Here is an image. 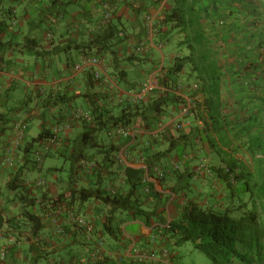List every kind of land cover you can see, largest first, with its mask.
I'll return each instance as SVG.
<instances>
[{
	"label": "crops",
	"instance_id": "crops-1",
	"mask_svg": "<svg viewBox=\"0 0 264 264\" xmlns=\"http://www.w3.org/2000/svg\"><path fill=\"white\" fill-rule=\"evenodd\" d=\"M154 3L155 0H0V25L3 29L0 32L1 217L7 219L20 213V204L7 186L13 175L20 174V179L25 182L44 180L42 187H31V194L29 193L36 198L37 203L42 201L41 208L35 210L37 216L42 219V229L32 244L30 241L23 242V237L28 235L26 225H20V238L19 232L16 236L6 225L0 227V244L6 246L9 251L3 264H33L31 258L35 257H40L36 264H78L80 260L89 258L100 241L105 254L101 264H159L148 258L143 260L137 256L127 258L124 255L125 251L132 247H135L138 253L160 255L161 249L166 246L165 240L159 234L158 229L162 227L159 223L153 221L147 226L134 218L131 212L117 210L114 213L113 225L117 230V238H112L107 236L102 228L111 207L95 199L79 201L71 193L79 188H101L108 194L113 191L126 194L129 186L123 179L124 169H143L142 152L152 147L166 150L171 141L180 134L170 136V140L165 139L167 136L164 140H157L152 137V132L144 131L142 123L137 121L132 125L135 133L132 129L128 137L124 135L112 141L105 133L97 134L99 149L84 147L83 153L89 159L83 160L82 167L74 173L70 167L66 180L60 175L64 173L65 168L52 164L44 168L47 159L62 154L70 155L78 150H74V141L91 121L73 119L72 113L80 109L91 114L94 109L91 108L89 97H93L95 107L116 114L120 110L118 102L121 99L127 100V94L138 91L146 79L147 72L158 63L157 51L160 52L163 63L168 65L171 46L175 43L177 47L181 36L176 34L170 42L161 41V49L151 44L152 39L146 37L148 30L144 17L157 16L159 8ZM128 4L139 8L137 16ZM106 7L110 12V23L122 30L124 35L121 37L125 38L112 48L113 53L110 56L97 51L91 45L93 35L97 32V23L102 19ZM205 24L209 25L206 21ZM211 26L216 30V24ZM215 32L216 41L222 36L218 31ZM140 43H145L142 52L136 50ZM177 51L180 52L179 49ZM251 54L249 59L253 58V53ZM227 56L229 57L226 61L218 62L222 73L218 88L221 116L234 124L235 130L231 133H238L234 159L252 173L253 184L257 190L262 189L264 193V70L240 69L233 62L236 61V56ZM90 57H98L102 61L100 79L94 78L93 67L88 62ZM117 70L125 71L124 83L118 82L115 76ZM135 73L138 78L133 76ZM195 97L198 102L203 100L201 94ZM165 112L161 120L168 126L170 135L175 119H168L167 115L177 112L178 116V108L170 106ZM189 120L190 128L184 133L190 131L196 136V130L201 129L202 125L194 119ZM24 121L27 128L23 142L8 154L7 149L10 148L13 138V125ZM67 122L68 128H65ZM30 124H35V130L34 134L28 137ZM40 132L52 134L55 142L50 145L47 158H41V165L38 167L33 163L34 157L37 152L44 151L51 139L34 142ZM109 144L119 150L126 147L133 164L129 166L120 162L116 158L117 152L113 150L110 157L113 164L107 162V165L111 164L110 167H101V157L97 150L105 149ZM196 144L195 149H187L181 159L172 151L167 153L164 164L153 168L154 172L158 175L162 170H165L163 174L170 173V166L171 170L183 172L188 165L189 171L193 173L200 161L206 160L208 166L218 163L213 155L203 151L197 140ZM188 154L195 159L189 156L191 158L187 160L185 157ZM7 155L13 160L12 168L3 164ZM188 161H191L190 164H187ZM81 164L82 162L79 166ZM218 166L224 167L222 164ZM90 169H97L99 178L96 177V172L92 176ZM31 172L37 176L30 179L23 177ZM145 176L148 178L147 172ZM201 178L204 177L198 179ZM208 179L212 181L209 183L211 185L208 187L207 199L198 204L219 211L245 204L230 215L243 224L236 248L247 256V264H264V198L256 202L257 221L254 227L246 220L252 202L243 195L232 197L230 190L217 178L212 176ZM149 180L157 191L169 196L163 212L166 222L177 219L180 209L189 199L183 198L182 193L174 195L169 190H163L162 185L165 182L150 178ZM199 181L195 184L196 187H193L194 183L191 184L190 198H198L203 193L205 184ZM231 188H235L233 183ZM146 192L147 190H141L143 207L152 209L156 200L150 199ZM60 195L63 197H60V201L55 205H45L49 201H43L44 198L55 200ZM68 211H73L76 216L91 223L93 232L73 223ZM52 217L57 218L64 235L60 236L55 232L50 223ZM177 257L175 250L171 253L172 264Z\"/></svg>",
	"mask_w": 264,
	"mask_h": 264
},
{
	"label": "trees",
	"instance_id": "trees-1",
	"mask_svg": "<svg viewBox=\"0 0 264 264\" xmlns=\"http://www.w3.org/2000/svg\"><path fill=\"white\" fill-rule=\"evenodd\" d=\"M161 1L155 0L154 5L156 4L157 7ZM202 4L203 1L201 0H166L164 9L157 16L155 24L157 40L170 42L171 38L178 34L181 36V41L178 42L176 48L180 52L183 51L182 54L176 55L172 63L163 70L162 77L159 80L161 90L153 92L150 97L139 104L121 99L117 105L120 107L117 114L112 113L110 110L103 111V109H99L100 107H95V103L92 101L93 97H89L92 102L91 108L94 111L91 113V122L87 124L80 137L74 141V150L76 148L78 150L73 151L70 155L62 154L59 156L70 161L71 172L74 173L75 170L82 167L83 162L86 161L85 159H89L83 153L84 147L99 149L97 134H107L111 129L118 126L131 127L137 121L142 123L141 127L144 131L153 132L161 122V117L166 108L170 106L179 108L184 104L182 98L175 93L178 86L181 83H184L187 88L190 85H196V91H187L190 97L199 94L203 96L201 102H193L194 109L191 111L192 118L202 125L201 129L196 130V136L190 131L188 133L180 131V135L171 141L168 149L160 150L158 147H152L142 152L141 157L147 171L144 169H124L123 179L129 186L126 194H108L101 188H79L73 190L71 195L76 196L82 202L95 199L111 207L102 228L104 233L112 238H117V230L113 226L114 213L117 210H126L147 226H150L153 221L159 223L162 226L158 229L159 234L165 240L164 245L170 254L184 243H191L193 248L204 254L212 264H247V256L240 253L236 248L237 242L240 240V232L243 230V224L239 220L236 221L233 217H230L234 210H240L245 204L238 205L234 209L227 208L223 211L199 205L194 198H190L192 194L190 188L192 172L189 171L190 167L188 165L183 172L173 171L163 174L165 170H162L161 177L157 176V173L153 170V168L164 164L165 155L171 151L180 156V159L187 149L193 151L197 146V140L202 149L213 155L218 162L210 166L213 177L226 185L232 197L243 195L252 202L246 220L255 227L257 221L256 202L264 198V193L262 189H256V185L252 182V173L233 157L237 149L235 141L238 140V133H231L235 130L234 124L221 116L218 88L222 73L215 44L217 33L215 28L211 26L215 24L214 21H209L202 15ZM128 6L136 16L139 14V8L129 4ZM205 21L209 25L205 24ZM2 30L0 25V32ZM123 35V31L113 26L109 21L103 29L97 30L93 35L91 45L97 51L110 56L113 53L112 48L125 39L121 37ZM115 76L119 83H124L126 80L124 70H117ZM47 138L52 139L53 135L40 132L34 142ZM113 150L118 152L119 149L113 145H107L105 149L97 150L101 157V167L108 168L113 164L110 160ZM48 151L49 148L40 152L43 154V158H47ZM41 160L37 161L35 156L33 163L40 167ZM81 162L82 164L79 166ZM107 162L111 163L110 166L107 165ZM190 162L188 161L187 164H190ZM218 164H222L224 169L220 168ZM92 169L90 170L93 176L95 172L97 173V169ZM20 171L21 168L19 173ZM146 172L149 178H155L161 183H166V180L172 181L171 185L163 183V190H169L174 195H181L182 193L183 198H190L187 204L180 209L177 219H172L169 222L164 219L163 212L169 196L157 191L154 184L147 181L145 178L147 177L145 176ZM98 174L99 171L96 175L99 178ZM230 181L235 185V188H231L232 183ZM25 183L23 179H20V174H15L7 184L20 204V213L7 219H3L0 214V227L6 225L17 236L20 225H26L28 235L23 238L26 242L30 241L32 243L43 226L41 217L35 213L36 209L41 208L42 201L40 203L36 202V198L30 195L31 190ZM141 190H147L146 195L150 199L156 200V204L152 209L143 207ZM60 197L63 196L60 195L55 200L44 198L43 201H49L48 204H45L46 206L55 205L60 201ZM39 258H31L32 263L36 264ZM103 260L96 264H101Z\"/></svg>",
	"mask_w": 264,
	"mask_h": 264
},
{
	"label": "rangeland",
	"instance_id": "rangeland-1",
	"mask_svg": "<svg viewBox=\"0 0 264 264\" xmlns=\"http://www.w3.org/2000/svg\"><path fill=\"white\" fill-rule=\"evenodd\" d=\"M163 1V0H162ZM203 1V9H201L202 15L205 19H209V16L212 17V20L216 24V31L222 36L218 40H216L217 52L219 54L218 59L220 61H224L228 59L230 54H234L236 56L235 65L240 69L244 70H254L263 71L264 70V0H201ZM156 5V4H155ZM161 13V12H160ZM157 20V19H156ZM175 36V35H174ZM146 37L150 38L146 33ZM151 44L156 46V48L161 49L162 45L161 41H158L155 36H152ZM161 42V43H160ZM218 43V44H217ZM165 45V44H163ZM158 63L155 64L146 74V79L154 73L157 72L161 67L166 69L169 64L172 63L173 59L178 55L177 48L175 44L171 46L168 65L163 63L161 59L160 52H158ZM253 53V58L249 59V55ZM237 54V55H236ZM252 55V54H251ZM258 59V61H256ZM226 61V60H225ZM227 64H225L226 66ZM163 69V70H164ZM162 70V72H163ZM137 73V70H136ZM133 76L137 77V74ZM135 78V79H136ZM145 79V80H146ZM179 111V110H178ZM166 113V112H165ZM117 114V113H116ZM168 119H175V122H179V118L177 119V112L168 114ZM184 123V127L181 130H177L174 126L169 135V130L166 132L164 138L166 140H170V136H178L181 132H186L187 129L190 128V120L185 118L182 119ZM35 130V124H30L27 130L28 137L32 136ZM163 138V140H164ZM155 139V138H154ZM113 141V140H112ZM110 145V144H109ZM205 153L207 151L204 149ZM204 153V154H205ZM191 154H188L185 158L190 160L189 157ZM206 156V154H205ZM195 159L194 157H192ZM140 159V158H138ZM111 160V159H110ZM112 161V160H111ZM208 166L205 161H200ZM55 165L58 168H65L64 173L60 174L62 179L66 180L68 176V171L71 167V163L69 160H66L62 156L57 155L56 157L49 158L46 160L44 164V168L48 165ZM170 166V170H171ZM210 168V166H208ZM179 170H175L178 172ZM176 175V174H174ZM37 176L36 173H26L24 174V178H35ZM209 178V177H208ZM206 177L197 179L195 181H190V186L196 187L195 184L199 181L201 184H205V189L202 194L198 198H194L197 203H202V201L207 199L206 194L208 193L209 183H211L210 179ZM150 179H155L151 178ZM192 182V183H191ZM166 183L172 184V181L166 180ZM165 183V185H167ZM192 184V185H191ZM193 196V195H192ZM189 197V196H187ZM190 198H187V200ZM23 242H26L25 239ZM178 257L174 260V264H212L210 260L202 253L196 251L191 243H184L182 246L176 249Z\"/></svg>",
	"mask_w": 264,
	"mask_h": 264
},
{
	"label": "built area",
	"instance_id": "built-area-1",
	"mask_svg": "<svg viewBox=\"0 0 264 264\" xmlns=\"http://www.w3.org/2000/svg\"><path fill=\"white\" fill-rule=\"evenodd\" d=\"M163 5H164V3L162 5H160L159 10H161V8H163ZM154 18H155L154 15L153 16L147 15L144 18V21H145V24L148 28V32H149L150 36L153 35V31H154V29H153ZM109 21H110V12H109V8L106 7V10L104 11L102 19L97 23L96 29L97 30L103 29L109 23ZM144 47H145V43H140L139 45L136 46V50L139 52H142L144 50ZM88 62L93 67L94 78L100 79L101 74H102V70H103L102 61L98 57H90L88 59ZM161 77H162V67L157 72L152 73L148 77V79H146L145 82L139 87V90L137 92L127 94V100L133 104H139V103L143 102L151 92L160 89L159 80L161 79ZM191 89L196 90L197 86L193 85ZM193 109H194L193 99L184 98V104L181 105L180 110H179V115H178V118L180 119V121L176 124L173 123V126H175V128L177 130H180L184 127V123H183L182 119L191 117L192 116L191 111ZM72 118L85 120L87 122L91 121V119H92L91 114H89L88 112L82 111L80 109H77L72 113ZM64 127L68 128V122H67V125H64ZM26 128H27V123L25 121L15 123L13 125V129H12L13 138H12L11 143H10V148L7 149L8 154H10L11 150L18 148L21 145V143L23 142V139H24ZM132 129H133L132 126L131 127L118 126L116 128L111 129L107 133V135L112 140L119 138L121 136H124V135H127V137H128L129 132H131ZM167 131H168V126H166L163 123H159L157 129L154 132H152L151 135H152V137H154L156 139L157 138L162 139ZM132 132L135 133L134 129ZM132 136H133V133H132ZM54 142H55L54 138L50 139L48 141L47 146L45 147L44 151L47 150L50 147V145H52ZM42 155H43L42 153L36 154L37 161L41 160ZM116 158L120 162L125 163L126 165L130 166L133 164V159L131 160L129 151L127 150L126 147L120 149L117 152ZM3 164L8 168L13 167V160L11 159V157L9 155H7L4 158ZM143 169L145 171H147V168L144 165V163H143ZM193 174H194L195 178H199V177H203V176H207V177L213 176L212 170L209 169L208 166L203 164V163L198 164V166L194 169ZM147 179L149 180V178H147ZM25 185L29 188H31V187H34V188L39 187L40 188L44 185V181L42 179H36L35 181H32V182H26ZM111 194H116V192L113 191ZM67 213H68V216L71 219V221H73V223H75L79 227L84 228L85 230H87L89 232H93L94 228H93L91 223H89L88 221H84V219L76 216L73 211H68ZM50 223L55 228V232L58 235H60V236L64 235V230L59 225L57 218L52 217L50 219ZM0 239H1V237H0ZM160 252L161 253L158 256L153 254V253L151 255H148L145 252L138 253L137 249L135 247H132V248H129L127 251H125L124 255L127 258L128 257L133 258V257L137 256L143 260H146L147 258L151 259L153 261L158 262L159 264H172L169 252L165 249H162ZM8 254H9L8 248L6 246H3L0 244V264H3L7 260ZM104 257H105V254L103 251L102 242L100 241V242H98V244L95 246V248L91 252L89 258L80 260L78 262V264H96V263L100 262L101 260H103Z\"/></svg>",
	"mask_w": 264,
	"mask_h": 264
},
{
	"label": "clouds",
	"instance_id": "clouds-1",
	"mask_svg": "<svg viewBox=\"0 0 264 264\" xmlns=\"http://www.w3.org/2000/svg\"><path fill=\"white\" fill-rule=\"evenodd\" d=\"M164 3V5H163V8H161V10H159V12L157 13V16H158V14H160V12H162V10L164 9V7H165V3H166V0H163V1H161V3L158 5V8L160 7V5H162ZM158 10V9H157ZM147 16V15H146ZM150 16V15H149ZM152 16V15H151ZM157 16H155V18H154V23H153V29H154V31H153V35L152 36H155L156 35V30H155V24H156V22H157ZM145 18V17H144ZM145 22V21H144ZM147 30H148V28H147ZM147 34L149 35V32L147 31ZM152 36H150L149 35V37L150 38H152ZM164 68H162V70H163ZM162 74H163V72H162ZM145 82V81H144ZM192 86L193 85H190L188 88H187V86L184 84V83H181L179 86H178V89H177V91L175 92L178 96H180V98H182V100L184 101V96L185 97H187L188 99H192L193 97H190L189 96V94L187 93V91H196V90H192L191 88H192ZM181 87V88H180ZM139 90V89H138ZM159 90H161V88L159 89ZM159 90H155V91H159ZM155 91H153V92H155ZM135 92H137V91H135ZM134 92V93H135ZM153 92H151L150 94H152ZM149 94V95H150ZM148 97V96H147ZM146 97V98H147ZM194 101H197L196 100V97H195V99L193 98V102ZM181 107V106H180ZM180 107L178 108V110H180ZM178 115H179V111H178ZM177 119H178V116H177ZM187 119H193L192 118V116L191 117H189V118H187ZM179 121H180V119H179ZM160 123H164L163 122V120H161V122ZM175 124H176V122H174ZM174 124V125H175ZM175 127V126H174ZM181 130V129H180ZM154 132V131H153ZM165 136V135H164ZM109 137V136H108ZM110 138V137H109ZM154 138V137H153ZM164 138V137H163ZM162 138V139H163ZM156 139V138H155ZM159 139H161V138H159ZM112 140V139H111ZM157 140H158V138H157ZM119 151V150H118ZM144 165H145V163H144ZM209 168V167H208ZM210 169V168H209ZM223 169H224V167H223ZM176 170V169H175ZM175 170H172V171H170V172H173V171H175ZM157 173V172H156ZM157 176H159V177H161V172H160V174L158 175L157 174ZM203 177H205V176H203ZM207 177V176H206ZM149 178V177H148ZM192 180H197L198 178H195L194 177V174L192 173ZM200 178V177H199ZM146 179H147V177H146ZM156 180V179H155ZM147 181H148V179H147ZM151 182V181H150ZM162 249H165V250H167L168 251V249L165 247V248H162ZM161 249V250H162ZM169 252V251H168ZM161 253V252H160ZM159 253V254H160ZM154 254V253H153ZM170 254V253H169ZM158 256V255H157ZM170 258H171V254H170Z\"/></svg>",
	"mask_w": 264,
	"mask_h": 264
}]
</instances>
